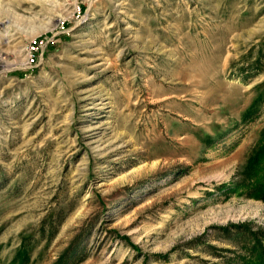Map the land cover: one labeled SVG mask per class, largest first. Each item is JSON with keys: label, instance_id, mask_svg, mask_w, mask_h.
Returning a JSON list of instances; mask_svg holds the SVG:
<instances>
[{"label": "rangeland", "instance_id": "rangeland-1", "mask_svg": "<svg viewBox=\"0 0 264 264\" xmlns=\"http://www.w3.org/2000/svg\"><path fill=\"white\" fill-rule=\"evenodd\" d=\"M264 0H0V264H263Z\"/></svg>", "mask_w": 264, "mask_h": 264}, {"label": "trees", "instance_id": "trees-1", "mask_svg": "<svg viewBox=\"0 0 264 264\" xmlns=\"http://www.w3.org/2000/svg\"><path fill=\"white\" fill-rule=\"evenodd\" d=\"M263 264H264V262H263Z\"/></svg>", "mask_w": 264, "mask_h": 264}]
</instances>
